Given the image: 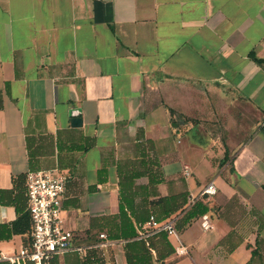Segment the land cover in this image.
Here are the masks:
<instances>
[{
	"label": "crops",
	"instance_id": "obj_1",
	"mask_svg": "<svg viewBox=\"0 0 264 264\" xmlns=\"http://www.w3.org/2000/svg\"><path fill=\"white\" fill-rule=\"evenodd\" d=\"M36 171L67 176L52 264H264V0H0V264Z\"/></svg>",
	"mask_w": 264,
	"mask_h": 264
},
{
	"label": "built area",
	"instance_id": "obj_2",
	"mask_svg": "<svg viewBox=\"0 0 264 264\" xmlns=\"http://www.w3.org/2000/svg\"><path fill=\"white\" fill-rule=\"evenodd\" d=\"M186 173L188 169L186 168ZM28 210L31 218V242L29 246L7 260L11 264H52L54 256L63 254L73 248L74 234L64 227L62 214V201L66 190L67 176L53 172L36 171L28 172L26 176ZM218 189L214 182L207 184L202 192V197H213ZM154 232H166L169 236L178 238V231L172 220L159 222L153 216L148 223ZM202 228L208 231L213 228L208 215L202 217ZM105 239V235H100ZM101 248L106 244H101ZM83 254L82 248L75 249ZM179 254H187L188 248L181 246L177 249Z\"/></svg>",
	"mask_w": 264,
	"mask_h": 264
},
{
	"label": "trees",
	"instance_id": "obj_3",
	"mask_svg": "<svg viewBox=\"0 0 264 264\" xmlns=\"http://www.w3.org/2000/svg\"><path fill=\"white\" fill-rule=\"evenodd\" d=\"M227 158V157H225ZM175 199V198H174ZM195 208H198L197 210H195ZM176 210L180 211V214H183L182 216H180V218L178 217L177 221H176V229L181 230V228H183L189 221L191 218H193V216L199 214H203L207 212V207L201 205V203L195 202V204L190 207V208H184V204L182 206H176ZM29 217H21L19 220L21 221V219H23L24 221H29V233L31 231V218L30 215L28 214ZM18 221V222H20ZM157 239L159 242V245L162 246L164 253L161 254V252L158 254V258L160 261H164L168 256H170L172 253H174L175 248L173 247L172 243L169 240V235L166 232H156L154 233L153 231H149V235L148 238L146 239V241L148 242V247H147V251L150 253V248H155L156 245L154 243V239ZM146 241L141 240L139 241L143 246H146ZM257 243H261V240L258 239ZM256 255H258V251L257 249L252 251V256L255 257ZM128 263L127 264H138V261L136 259V257H132L128 254Z\"/></svg>",
	"mask_w": 264,
	"mask_h": 264
}]
</instances>
